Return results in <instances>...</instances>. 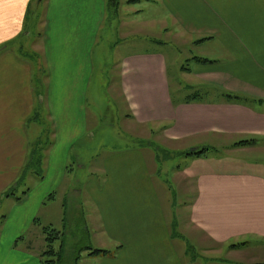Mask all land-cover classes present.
I'll return each mask as SVG.
<instances>
[{
  "label": "crops",
  "instance_id": "crops-1",
  "mask_svg": "<svg viewBox=\"0 0 264 264\" xmlns=\"http://www.w3.org/2000/svg\"><path fill=\"white\" fill-rule=\"evenodd\" d=\"M128 1L134 10L128 14L132 22L152 6V14L142 19L145 27L158 23L156 29L163 34L200 49L189 59L192 65L182 68L197 91L186 99L173 97L163 52L125 54L115 84L130 119L137 126L161 129L167 141L187 148L186 154L199 149L203 151L194 155L215 152L220 157L214 161L221 164L258 166L241 159L240 152L264 147V0ZM42 4L41 42L35 52L37 65L45 72L40 91L31 61L11 45L29 29L33 6ZM106 16L107 0H0V195L30 160L29 125L37 111L46 113L50 142L43 152L45 178L38 187L35 209L45 197L53 196L58 174L68 170L72 150L89 136L93 49ZM208 87L219 97L197 96ZM230 95H246L255 103L231 100ZM249 140L254 141L241 143ZM219 149L225 150L224 155ZM144 154L132 150L106 160L104 187L88 191L99 220L97 248L111 252L88 255L86 251L89 264H238L230 255L251 243L264 245L263 173L213 168L193 175L188 228L199 242L221 246L209 248L218 254H203L199 260L186 251V245L177 246ZM36 190L28 192L27 202ZM82 193L74 190L76 196ZM23 225L12 237L25 234ZM45 242L37 247L29 242L23 248L14 242L6 249L0 244V264H43ZM227 249L225 258L222 253Z\"/></svg>",
  "mask_w": 264,
  "mask_h": 264
},
{
  "label": "rangeland",
  "instance_id": "rangeland-1",
  "mask_svg": "<svg viewBox=\"0 0 264 264\" xmlns=\"http://www.w3.org/2000/svg\"><path fill=\"white\" fill-rule=\"evenodd\" d=\"M118 2L115 9L114 5L110 6L107 0L105 24L101 28L93 49L95 68L87 104L89 136L74 147L66 174L63 172L58 174V184H55L57 189L53 192V196L48 195L43 199L42 206L35 209L34 204L38 200V187L44 183V176L32 174L33 169L26 170L25 174L22 172L17 180L0 195V244L4 249L14 242L19 243V248H23L29 242L33 247L44 246L43 231L49 227L47 230L49 233L51 229L60 232V238L54 244L57 251L62 249L60 251L62 261L57 264H89L85 254H83V260L76 259L81 248H97L100 245L95 236L99 220L88 191L94 187L99 189L104 187L106 160L120 157L126 151L141 150L145 153L177 246L183 249L186 245V251L198 259L202 258L203 254H218L216 251H209V248L221 249L220 245L212 244L207 240L199 242L190 231V226L188 228L190 203L195 187L193 175L213 168L230 171L250 168L264 174L263 146L261 149L257 148L247 153L240 152L241 159L255 162L258 165L255 168L248 167L253 165L237 163L221 164L214 161L220 157L215 152L208 151L203 156L187 155L183 151L187 148L167 141L161 129L137 126L130 119L127 106L119 96L115 84L118 82L119 63L122 57L131 52L145 50L163 52L168 63L173 97L186 99L188 96H194L197 91L190 86L191 78L183 74L182 68L192 65H189V59L199 54L200 49L177 39L175 35L163 34L156 29L158 23L150 29L145 27L142 19L152 14V6L149 13L146 11L138 18L139 21L132 22L128 14L134 11L133 6H129L127 0ZM43 5L41 8L33 6L35 15L29 29L24 31L17 43L11 45L12 49L17 50L31 61L34 67V84L35 87L40 88V91L45 72L37 65L39 63L36 61L35 52L38 50L37 45L41 42L40 20L43 18L41 17ZM197 96L206 100H215L219 97L211 88L199 91ZM239 97L244 102L255 103L254 99L246 95H239ZM34 119L35 121H31L29 125L32 150L37 145L38 153H45L50 142L46 113L39 110L35 113ZM219 152L224 155L225 150L219 149ZM40 168L41 166L38 169ZM34 190L36 192H33L27 202L26 195ZM74 190H82L83 193L76 196ZM8 192H13L14 195H7ZM24 221L25 225L22 223ZM17 222L22 224H17ZM21 225L25 228V234L12 237L14 231ZM228 252L227 249L222 253L225 258L229 256ZM230 256L234 257L233 259L238 264L264 263V245L251 243L236 256Z\"/></svg>",
  "mask_w": 264,
  "mask_h": 264
},
{
  "label": "trees",
  "instance_id": "trees-1",
  "mask_svg": "<svg viewBox=\"0 0 264 264\" xmlns=\"http://www.w3.org/2000/svg\"><path fill=\"white\" fill-rule=\"evenodd\" d=\"M118 1L119 0H109V5L112 6V4H113L114 8H115L119 4ZM139 1H141V0H129L128 2L132 3V2H139ZM193 60H198V61L203 62V63L212 62L208 59H203V58H199V57H195ZM228 98L231 100L240 99V97L237 95H230V96H228ZM253 141L254 140H249V141H243L241 143L247 144V143H252ZM202 151L199 149H196V151H194V152L189 151V152H187V154L194 155V154H199ZM37 154H38V156H37ZM43 156H44L43 153H41V154L38 153V147H35L34 150H31L30 160H29L27 166L25 167V169L23 171L24 174H25L26 170L33 169V172L35 175L43 177L44 176V169L42 168L43 167L42 166ZM39 166H41L40 169H38ZM7 195H14V194H13V192H8ZM48 228L46 227L43 231L44 235H45L46 248H45L44 252L42 253V257H43L42 263L43 264H57L58 262L62 261V257H61L62 254L60 253V251H62V249L57 251L55 249L54 244H55L56 240H58L60 238V232L56 231L54 229H51V232L49 233V232H47ZM232 246L235 247L236 245H232ZM86 251H88V255H107V254L111 253L109 250H106V249L89 248V247L81 248L80 254H79L78 258H76V259H79V257L83 253H85ZM45 257H49V258H45Z\"/></svg>",
  "mask_w": 264,
  "mask_h": 264
},
{
  "label": "water",
  "instance_id": "water-1",
  "mask_svg": "<svg viewBox=\"0 0 264 264\" xmlns=\"http://www.w3.org/2000/svg\"><path fill=\"white\" fill-rule=\"evenodd\" d=\"M191 151H195V149H191Z\"/></svg>",
  "mask_w": 264,
  "mask_h": 264
}]
</instances>
